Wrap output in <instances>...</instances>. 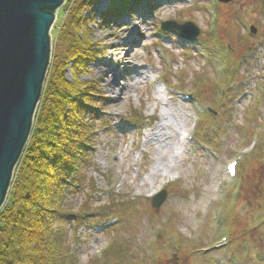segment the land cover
<instances>
[{
    "label": "rangeland",
    "instance_id": "374dc122",
    "mask_svg": "<svg viewBox=\"0 0 264 264\" xmlns=\"http://www.w3.org/2000/svg\"><path fill=\"white\" fill-rule=\"evenodd\" d=\"M73 1L66 0L54 15L49 67L33 124L42 113L51 67L64 57L62 23ZM110 2L96 0L82 14L93 60L82 70L71 62L64 71L67 82L77 81L81 89L98 95L93 102L97 116H85L94 134L88 163L81 168L85 179L81 190L64 203L75 213L97 212L100 218L92 214L93 221L81 224L76 232L72 227L65 230L74 254L72 264H220V260L264 264V227L259 226L264 212V200L259 199L264 195V151L260 149L264 136V0H231L221 6H214L212 0H138L139 5L118 10L106 20ZM165 22L192 24L198 39L182 47L173 33L159 32ZM250 26L256 29L254 35L249 33ZM77 33L83 37L84 31L80 28ZM231 61L236 78L234 85L226 87ZM220 66L228 68L218 82L214 70ZM218 87L230 90L224 93L226 99ZM178 92L190 94L191 103H182ZM195 117L201 120L198 138L186 151L179 150L177 137ZM132 118L144 122L139 126ZM171 124L175 145L167 163L177 170L153 175L151 170L160 160L155 154L157 142L161 133L169 137L164 130ZM255 136L259 139L256 151L238 166L242 186L229 184L224 165ZM161 182L171 183L164 203L155 210L151 198ZM237 191L233 203L232 194ZM214 215L222 217L221 234L229 237L218 253L209 249L219 244ZM107 216L111 217L109 229L94 227L97 219Z\"/></svg>",
    "mask_w": 264,
    "mask_h": 264
},
{
    "label": "trees",
    "instance_id": "16d2710c",
    "mask_svg": "<svg viewBox=\"0 0 264 264\" xmlns=\"http://www.w3.org/2000/svg\"><path fill=\"white\" fill-rule=\"evenodd\" d=\"M95 2L73 1L62 23L64 57L51 67L42 113L32 123L8 200L0 209V264H72L74 254L65 230L72 227L76 232L97 213H75L64 203L81 190L85 179L81 168L88 163L94 136L85 116H97L93 102L98 98L77 86V81L67 82L64 71L71 62L82 70L93 60L82 14ZM137 4L136 0H111L104 19ZM80 28L83 37L77 33Z\"/></svg>",
    "mask_w": 264,
    "mask_h": 264
},
{
    "label": "water",
    "instance_id": "95a60500",
    "mask_svg": "<svg viewBox=\"0 0 264 264\" xmlns=\"http://www.w3.org/2000/svg\"><path fill=\"white\" fill-rule=\"evenodd\" d=\"M65 1L0 0V209L31 131L49 67V33ZM161 30L190 40L199 35L190 23L167 22ZM163 200H155L154 207Z\"/></svg>",
    "mask_w": 264,
    "mask_h": 264
},
{
    "label": "bare ground",
    "instance_id": "6f19581e",
    "mask_svg": "<svg viewBox=\"0 0 264 264\" xmlns=\"http://www.w3.org/2000/svg\"><path fill=\"white\" fill-rule=\"evenodd\" d=\"M55 19H57V18H55ZM108 80H109L108 84L111 85V83L113 81L112 74L109 75V79ZM112 85H115V84H112ZM179 118L182 119V113H180V117ZM164 131H168L169 132V137H167V138L165 137L164 138L165 135L163 133L160 134V136H162V139H160L159 144L157 142V146L155 148V154L160 156V160H159V164L157 166L155 165L152 168V170H151V173L153 175L157 174L161 170H165V169L168 170V169H172L173 168V166H169L168 163H167L168 153L171 150V148L175 145V139H174L173 134H172L173 133L172 124L170 126L166 125ZM178 146H179V143H178ZM173 169L177 170V167H174Z\"/></svg>",
    "mask_w": 264,
    "mask_h": 264
},
{
    "label": "snow or ice",
    "instance_id": "6c2138e0",
    "mask_svg": "<svg viewBox=\"0 0 264 264\" xmlns=\"http://www.w3.org/2000/svg\"><path fill=\"white\" fill-rule=\"evenodd\" d=\"M232 168H233V165H229V166H228V170H229V171H231Z\"/></svg>",
    "mask_w": 264,
    "mask_h": 264
}]
</instances>
